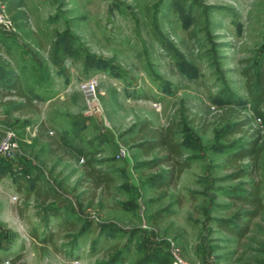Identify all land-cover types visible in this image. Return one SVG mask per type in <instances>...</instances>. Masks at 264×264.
<instances>
[{
  "label": "rangeland",
  "instance_id": "rangeland-1",
  "mask_svg": "<svg viewBox=\"0 0 264 264\" xmlns=\"http://www.w3.org/2000/svg\"><path fill=\"white\" fill-rule=\"evenodd\" d=\"M10 3L19 17L13 18V30L0 31L27 27L32 34L21 38L35 40L45 54L59 40L61 71L50 108L41 112L38 106L28 116L17 112L10 124L3 123L16 128L21 120H31L24 133L35 138L40 119L50 120L51 133L58 135L67 126H54V119L73 121L64 135L72 155L49 158L41 143L21 144L18 136V148L0 161L9 164V173L24 169L30 178L61 188L60 208L81 233L71 247L65 237L58 238L66 233L61 218L42 224V206L18 194L5 204L8 217L0 216V264H173L174 253L197 264H264V206L249 217L244 236L220 225L236 226L239 217H246L250 207L241 197L250 192L264 203V116L259 113L264 107L249 97L244 71L264 66V0ZM89 76L99 81L98 111L89 109L81 91ZM185 107L201 114L207 128L191 122ZM231 107L248 116L252 127L224 133L233 119L221 114ZM8 110L0 102V117ZM171 117L181 121L179 137L191 165L167 189L155 188L152 181L165 166L149 167L151 155L132 141L133 126L142 118L162 124ZM253 129L261 136L260 157L232 158ZM120 146L127 154L116 157ZM88 157L114 173L109 193L92 198L90 186L80 180ZM2 197L9 195L2 192ZM33 228L56 233L60 250L32 238ZM114 243L118 251L111 255L108 247Z\"/></svg>",
  "mask_w": 264,
  "mask_h": 264
},
{
  "label": "trees",
  "instance_id": "trees-1",
  "mask_svg": "<svg viewBox=\"0 0 264 264\" xmlns=\"http://www.w3.org/2000/svg\"><path fill=\"white\" fill-rule=\"evenodd\" d=\"M20 1L17 2L19 5ZM8 10L13 18L19 17V11L14 10L12 3L7 4ZM15 5V4H14ZM17 9V6H16ZM14 12V13H13ZM55 53L60 55V42H55ZM9 62L0 54V69L3 73H0V102L5 103L9 108V113L21 112L28 116V112L38 111V104L33 100V96L26 92L20 85L19 79L15 75H9ZM247 80V92L249 97L259 102L264 107V66L258 65L256 69L252 67H246L244 69ZM189 115L191 122L200 123L203 129L208 126V121L201 114L190 112L186 107L184 108ZM231 115L233 121L230 128H226L224 133L240 132L247 125L251 126V120L248 116H241L240 112L236 108H227L221 115L227 117ZM264 116V109L259 112ZM31 120L25 121L30 125ZM49 123V124H48ZM246 126V127H247ZM52 122L46 119H40L35 125V143H41L42 138L45 139L44 149L46 155L49 158H64L66 155H72L69 153L66 145L64 144L66 132L63 134L51 133ZM134 135L132 141L136 143V148L144 155H151V159L148 161L150 168H156L160 165H164L165 169L160 175L156 176L152 181V186L155 188L167 189L174 184L181 173L189 168L191 160L189 157L184 156V143L179 137L182 129L180 119L171 117L166 123L155 124L149 118H142L134 124ZM15 128V127H13ZM16 129V128H15ZM249 138L245 144L238 149L235 153L231 154V157L238 160L244 157H254L258 159L262 152V146L260 145L261 136L253 129L249 132ZM73 136V135H72ZM1 165L7 166L10 169L8 163L5 160L0 161ZM13 174L15 189L19 192L24 190V199H29L31 196L33 200L42 206L40 213L41 221H46L51 217H60V228L65 230L58 238H63L68 241V245L73 247L76 244V236L81 230L77 226L75 220L65 216L60 208L59 201L63 197V190L56 186H47L42 180L37 178H30L26 170L20 168L15 170ZM82 181L86 182L91 189V197H95L98 192L109 193L110 188L115 183L116 178L112 170L105 168L99 164H96L94 158L88 157L84 163L83 173L81 176ZM59 185L61 183L59 182ZM241 199L249 205L250 208L244 210L246 217H239L236 226L228 225V223L221 222L220 225L237 236H244L249 230V217L255 216L259 209L264 206L259 196L254 192H250V195L243 196ZM19 215L21 208L18 207ZM248 217V218H247ZM156 220V216L153 217ZM71 231L73 233H71ZM74 231H77L74 233ZM81 233V232H80ZM31 236L34 239H39L41 242H49L53 245L55 250H60V246L54 242V236L56 233L52 231H44L40 234L37 228L31 229ZM111 255H114L118 251V245L116 243L108 247ZM71 253V250H68ZM119 263L124 260L123 255L118 256ZM14 260H12L13 262Z\"/></svg>",
  "mask_w": 264,
  "mask_h": 264
},
{
  "label": "crops",
  "instance_id": "crops-1",
  "mask_svg": "<svg viewBox=\"0 0 264 264\" xmlns=\"http://www.w3.org/2000/svg\"><path fill=\"white\" fill-rule=\"evenodd\" d=\"M15 3L17 4V2ZM19 7L20 6L18 5L17 9H19ZM17 28V32L3 33L0 31V54L10 64L8 68L9 75H15L19 79L21 87L26 92L34 96L33 100H36L39 108H41V112H44V108H50L51 105L48 104L56 97L57 91L54 90V79L55 75L61 71V58L60 55L55 53L52 43L51 54L49 51L46 54L42 53L40 49L42 46H40L35 40L29 39L25 42V40L21 38L24 37V35H31L32 33L30 30L27 27L19 24ZM64 70H67L65 71V81L67 80V82H69L70 78L68 69L65 67ZM0 73H3L2 69H0ZM1 88L2 85L0 84V89ZM5 115L6 116L0 117V134L7 127V125L11 123L9 121L16 119L14 116H17V113L7 112ZM42 117H44L43 113ZM3 122H7L8 124L6 125V123ZM72 123L73 121L70 122L68 120L65 124H61L59 120H53L54 126L60 129L66 126L69 128L73 125ZM17 125L18 127H16V131L18 133L20 143L22 144L23 141H27L29 143L35 144V138H28L24 133V131L29 128V125L23 120L17 123ZM67 128L64 130L65 132L69 131ZM34 133L35 132H32V134ZM44 142L45 139L42 138L41 144L43 146L45 144ZM6 172H8L6 171V167L0 163V216L2 219L8 217L5 211L6 202L11 201V197L13 195H24V190L18 192L15 189L13 174L9 172L6 174ZM2 192H6L9 195L7 198L8 200L5 197H2Z\"/></svg>",
  "mask_w": 264,
  "mask_h": 264
},
{
  "label": "built area",
  "instance_id": "built-area-1",
  "mask_svg": "<svg viewBox=\"0 0 264 264\" xmlns=\"http://www.w3.org/2000/svg\"><path fill=\"white\" fill-rule=\"evenodd\" d=\"M15 27L13 17L8 10V5L6 0H0V28L6 31H11ZM98 78L97 76H89L81 82V91L88 104L90 110L98 111L100 109V103L97 95L98 87ZM35 130V129H34ZM18 148V134L15 128L12 126H7L3 130V134L0 137V157L13 153ZM127 154V149L123 146H120L117 149L116 157H123ZM18 195H13V199H17ZM175 250V249H174ZM175 259L173 264H197L188 262L175 253ZM9 260H6L8 263ZM199 264V263H198ZM202 264H211L209 261H205Z\"/></svg>",
  "mask_w": 264,
  "mask_h": 264
}]
</instances>
